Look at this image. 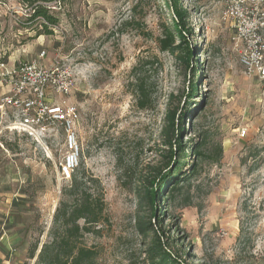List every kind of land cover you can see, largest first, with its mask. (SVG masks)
Here are the masks:
<instances>
[{"label":"rangeland","instance_id":"1","mask_svg":"<svg viewBox=\"0 0 264 264\" xmlns=\"http://www.w3.org/2000/svg\"><path fill=\"white\" fill-rule=\"evenodd\" d=\"M226 1L183 0L194 33L189 41L198 91L182 144L198 173L189 179L191 205L172 203L170 185L161 218L184 264H264V82L246 75L232 51L222 20ZM48 5L59 24L52 35L37 37L43 28L29 21L31 7L0 0V264H37L69 184L60 178L64 130L58 127L37 141L11 130L16 114L2 106L13 89L10 72L32 61L72 76L70 93L52 101L76 108L80 167L103 185L108 221L82 243L98 253L94 264H144L136 221L153 216L140 189L151 167L165 168L166 114L188 105L192 81L191 72L159 48L164 26L171 25L166 0ZM141 57L154 64L134 74ZM136 75L150 86L146 110L133 94ZM203 139V157H195L192 151Z\"/></svg>","mask_w":264,"mask_h":264},{"label":"trees","instance_id":"2","mask_svg":"<svg viewBox=\"0 0 264 264\" xmlns=\"http://www.w3.org/2000/svg\"><path fill=\"white\" fill-rule=\"evenodd\" d=\"M62 1L21 0L31 7L29 21H40L43 30L38 32L37 37L53 34L52 28L58 26L59 19L48 4H60ZM166 7L170 12L171 25L164 26L163 35L158 38L159 48L162 52L175 57L183 70L190 71L192 81L188 93V105L181 110L171 107L166 114L162 129L164 143L170 148L166 156L165 168L170 170L165 172V168L151 167L140 189L141 201L150 207L153 216L152 220L139 217L136 221V230L142 239L146 255L144 264H184L180 257L182 249L176 251L171 247V244L176 243L177 240L171 239L165 232L164 221L161 218L164 216L162 203L165 202L164 197L168 187L173 185L168 192V198L172 203L179 201L181 209L189 207L192 202L189 179L198 173V165L192 163L190 165L182 144L186 129L185 120L193 113L191 105L198 91V75L194 62L195 47L189 41L194 33L187 23L190 16L184 9L183 0H166ZM153 64L141 57L133 72L137 74ZM134 82L133 94L137 98L138 106L146 110L152 104L148 80L136 75ZM204 142L203 139L192 151L195 152V157H203L201 149ZM191 149L189 147V150ZM79 167L69 184L62 189L54 216V227L51 229V240L43 245L37 264H94L96 261L98 253L95 249L85 246L82 238L86 234L100 233L102 224L108 221L105 193L101 181L93 175L88 177L86 171ZM156 223L159 224L160 229L156 228ZM37 250L36 245L30 255L32 259Z\"/></svg>","mask_w":264,"mask_h":264},{"label":"built area","instance_id":"3","mask_svg":"<svg viewBox=\"0 0 264 264\" xmlns=\"http://www.w3.org/2000/svg\"><path fill=\"white\" fill-rule=\"evenodd\" d=\"M231 36L232 51L245 74L264 82V0H227L222 13ZM45 53L40 56L43 59ZM4 67V64L2 65ZM13 86L2 99V106L16 116L11 130L37 141L51 136L61 127L66 135V152L60 164V178L70 181L80 166V148L74 122L75 107L53 104V96L68 95L72 76L58 66L46 67L32 61L10 72ZM247 131L243 130L242 137Z\"/></svg>","mask_w":264,"mask_h":264}]
</instances>
